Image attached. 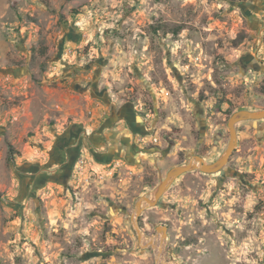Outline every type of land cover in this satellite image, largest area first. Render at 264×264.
<instances>
[{
  "label": "rangeland",
  "instance_id": "374dc122",
  "mask_svg": "<svg viewBox=\"0 0 264 264\" xmlns=\"http://www.w3.org/2000/svg\"><path fill=\"white\" fill-rule=\"evenodd\" d=\"M263 83L264 0H0V264H264V119L132 222Z\"/></svg>",
  "mask_w": 264,
  "mask_h": 264
},
{
  "label": "water",
  "instance_id": "95a60500",
  "mask_svg": "<svg viewBox=\"0 0 264 264\" xmlns=\"http://www.w3.org/2000/svg\"><path fill=\"white\" fill-rule=\"evenodd\" d=\"M264 119V108L259 110H250V109H241L235 111L228 121L229 131H230V140L228 146L224 153L215 161L207 162L203 156L194 155L188 162L178 164L170 168L164 178H162L159 184L154 188L151 196L142 195L135 204L134 214L132 216V222L137 232V237L139 244L142 248H145L149 245L154 244L155 238L158 236L156 234L152 239L144 244L143 243V233L140 227V217L146 208H151L159 205L161 203L162 197L169 191L173 186L175 181L185 175L186 173L200 170L205 173L215 174L220 172L226 164L229 162L231 156L233 155L237 145H238V133L236 125L241 121L253 120L258 121ZM165 225L157 226V233L163 231V234H166ZM162 246H160V251ZM157 256V262L159 259Z\"/></svg>",
  "mask_w": 264,
  "mask_h": 264
},
{
  "label": "flooded vegetation",
  "instance_id": "af4514ba",
  "mask_svg": "<svg viewBox=\"0 0 264 264\" xmlns=\"http://www.w3.org/2000/svg\"><path fill=\"white\" fill-rule=\"evenodd\" d=\"M127 123L131 126V128L133 130L136 129V120H135V114L134 113H131L129 115H126V119ZM74 138H70V140H73ZM78 152H73L72 155H71V158L72 161H75L76 160V155H77Z\"/></svg>",
  "mask_w": 264,
  "mask_h": 264
},
{
  "label": "trees",
  "instance_id": "16d2710c",
  "mask_svg": "<svg viewBox=\"0 0 264 264\" xmlns=\"http://www.w3.org/2000/svg\"><path fill=\"white\" fill-rule=\"evenodd\" d=\"M73 13H78L76 10H73ZM182 26H176L175 28L172 29V32L176 35L182 30ZM261 91L264 92V83L261 85Z\"/></svg>",
  "mask_w": 264,
  "mask_h": 264
},
{
  "label": "crops",
  "instance_id": "0c3cea01",
  "mask_svg": "<svg viewBox=\"0 0 264 264\" xmlns=\"http://www.w3.org/2000/svg\"><path fill=\"white\" fill-rule=\"evenodd\" d=\"M65 97H66V99H68V94L67 93H65Z\"/></svg>",
  "mask_w": 264,
  "mask_h": 264
}]
</instances>
